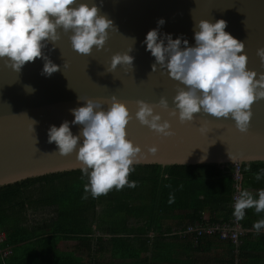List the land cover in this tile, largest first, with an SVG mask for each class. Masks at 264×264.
I'll return each mask as SVG.
<instances>
[{"label":"water","instance_id":"95a60500","mask_svg":"<svg viewBox=\"0 0 264 264\" xmlns=\"http://www.w3.org/2000/svg\"><path fill=\"white\" fill-rule=\"evenodd\" d=\"M80 3H95L118 29L109 31L102 50L94 47L89 56L78 54L69 39L72 33L64 34L61 29L55 48L48 43L43 49L44 55L60 66V71L50 77L41 74L43 59L27 63L20 73L0 60V188L49 174L81 170L75 152L59 155L56 144L48 143L47 135L50 126L59 127L65 120L70 122L74 135L81 130L82 126L71 124L74 116L70 110L84 106L78 96L102 101L106 110L115 95L126 103L133 117L137 100L158 105L163 96L169 110L174 107V96L185 86L171 79L159 65L153 72L155 58L143 43L161 18L165 20L159 28L161 38L164 34H171L174 40L182 37L189 46H195L194 23L201 19L213 23L227 21L225 31L245 43L248 69L264 72L256 54L258 48H264V0H77L73 6ZM132 47L129 55L134 57L133 69L118 66L107 73L112 55ZM25 85L35 91L26 92ZM251 110L249 130L241 133L231 118L217 119L201 111L194 114L193 122L181 123L178 115L169 116L168 111L157 106L155 111L162 121L170 122L174 135L163 137L138 120H131L126 126L127 138L139 145L143 153L133 165L264 162V100L255 102ZM30 119L36 121L34 132ZM201 127L206 131L202 133ZM151 146L158 148L155 155L148 152ZM228 152L236 158L234 162Z\"/></svg>","mask_w":264,"mask_h":264},{"label":"clouds","instance_id":"9594fccd","mask_svg":"<svg viewBox=\"0 0 264 264\" xmlns=\"http://www.w3.org/2000/svg\"><path fill=\"white\" fill-rule=\"evenodd\" d=\"M76 2L0 0V60L20 73L27 63L43 59L41 74L50 77L60 71V66L45 56L43 49L48 43L54 47L60 39L58 30L61 29L64 34L72 33L69 39L78 54L89 56L94 47L102 50L109 39V31L118 29L106 14H101L95 3L91 6L88 3L73 6ZM164 23L163 18L159 19L158 27L147 33L143 43L155 58L153 72L159 65L167 70L171 79L185 86L178 89L171 110L163 96L158 105L137 100L134 117L126 103L115 95L111 97L106 110L102 101L78 96V101L84 102V106L70 110L74 116L71 124L82 126L81 130L74 135L67 120L59 127L50 126L48 130V143L56 144L59 155L68 156L75 152L81 171L88 177L85 193H90L93 198L106 195L113 188L120 190L125 186H137V182H130L128 176L143 153L139 145H134L127 138L126 126L131 120H138L141 125L163 137L174 135L170 122L162 121L161 115L155 111L159 106L168 111L169 116L178 115L181 123L193 122L194 114L201 111L217 119L231 118L235 127L241 133H246L253 115L252 105L264 100V72L248 69L245 43L225 31L227 21L220 19L213 23L201 19L194 23L195 46H189L182 37L174 40L171 34H164L161 38L159 28ZM131 39L135 41V38ZM132 51L133 47L126 52L113 54L107 73L118 66L133 69L134 57L129 55ZM256 54L264 65V48H258ZM24 88L28 93L35 91L30 85ZM31 121L34 132L36 121ZM200 131L203 133L206 128L201 127ZM157 151L156 146L148 148L153 155ZM228 156L235 161L236 158L229 152ZM262 175L264 171L255 174V179L260 180ZM169 202H173V198L170 197ZM233 208L237 220L244 218L246 209L264 212V189L258 191V199L247 190L240 191ZM253 227L260 232L264 229V219L256 221Z\"/></svg>","mask_w":264,"mask_h":264},{"label":"trees","instance_id":"16d2710c","mask_svg":"<svg viewBox=\"0 0 264 264\" xmlns=\"http://www.w3.org/2000/svg\"><path fill=\"white\" fill-rule=\"evenodd\" d=\"M132 167L135 188L97 198L85 193L81 170L1 187L0 264H104L103 256L125 261L111 264H264V229L253 227L264 212L245 210L237 244L217 234L179 236L190 226L232 222L233 165ZM262 171L264 162L243 164L244 187L255 199ZM63 242L74 246L62 250Z\"/></svg>","mask_w":264,"mask_h":264},{"label":"built area","instance_id":"2783aa9c","mask_svg":"<svg viewBox=\"0 0 264 264\" xmlns=\"http://www.w3.org/2000/svg\"><path fill=\"white\" fill-rule=\"evenodd\" d=\"M234 167V195H233V204L235 198L239 195V192L242 190H247L244 187V173L243 165L239 163L233 164ZM250 192V191H249ZM219 235L221 240H230L233 243L237 244L239 242V237L242 234L241 222L235 217L232 222L222 223V224H213V225H202L198 224L196 226H190L186 228L183 232L179 233L181 239H184L186 236L194 235L195 241L203 236ZM1 237V236H0ZM10 252H6L5 255H8Z\"/></svg>","mask_w":264,"mask_h":264},{"label":"rangeland","instance_id":"374dc122","mask_svg":"<svg viewBox=\"0 0 264 264\" xmlns=\"http://www.w3.org/2000/svg\"><path fill=\"white\" fill-rule=\"evenodd\" d=\"M74 246V243L73 242H63L61 244V249L62 250H71ZM102 262L104 264H111L113 263V261L109 258V256H103L102 257Z\"/></svg>","mask_w":264,"mask_h":264},{"label":"crops","instance_id":"0c3cea01","mask_svg":"<svg viewBox=\"0 0 264 264\" xmlns=\"http://www.w3.org/2000/svg\"><path fill=\"white\" fill-rule=\"evenodd\" d=\"M123 262H125V261H115L113 263H123ZM126 262H129V261H126Z\"/></svg>","mask_w":264,"mask_h":264}]
</instances>
